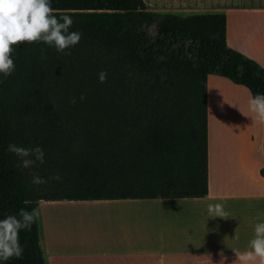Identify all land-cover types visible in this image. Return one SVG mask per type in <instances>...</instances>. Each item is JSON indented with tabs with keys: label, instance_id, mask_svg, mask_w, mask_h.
<instances>
[{
	"label": "trees",
	"instance_id": "16d2710c",
	"mask_svg": "<svg viewBox=\"0 0 264 264\" xmlns=\"http://www.w3.org/2000/svg\"><path fill=\"white\" fill-rule=\"evenodd\" d=\"M51 6L72 17L70 31L82 38L70 55L20 43L15 70L0 74V219L40 200L204 197L207 77L242 87L250 99L264 93V68L226 47L225 15L157 13L143 0ZM9 144L39 146L45 162L19 167ZM19 242L22 258L0 264H44L36 222Z\"/></svg>",
	"mask_w": 264,
	"mask_h": 264
},
{
	"label": "crops",
	"instance_id": "0c3cea01",
	"mask_svg": "<svg viewBox=\"0 0 264 264\" xmlns=\"http://www.w3.org/2000/svg\"><path fill=\"white\" fill-rule=\"evenodd\" d=\"M143 2L149 11L179 17L224 14L226 47L264 68V0ZM245 96L225 79H206L204 197L38 201L44 264H220L222 258L224 264H243L236 252L250 250L255 225L264 222V121L244 123L238 104ZM215 203L224 205L226 219L208 216V205Z\"/></svg>",
	"mask_w": 264,
	"mask_h": 264
},
{
	"label": "clouds",
	"instance_id": "9594fccd",
	"mask_svg": "<svg viewBox=\"0 0 264 264\" xmlns=\"http://www.w3.org/2000/svg\"><path fill=\"white\" fill-rule=\"evenodd\" d=\"M73 23L70 15L58 17L55 14L51 0H0V74L7 77L15 70L12 53L20 43H43L54 47L58 53L70 55V52L65 50L74 47L82 38V32L70 31ZM98 79L101 83L106 82L107 72L100 71ZM83 99L81 96V100ZM72 103H75V100ZM249 107L261 121H264V93L252 96ZM7 150L20 159L21 163L18 166L22 168L32 167L37 162L41 164L45 162V153L39 146L25 148L9 144ZM60 179L58 174L49 177L48 180L34 176L31 182L40 185ZM207 213L211 218L226 219L229 215L222 203L209 204ZM38 217L37 209L28 211L21 208L18 214L0 219V261L22 258L24 248L19 242V233L21 230L30 231ZM254 232V238L249 242L250 250L245 253L236 252L238 260L243 264L257 259L259 264H264V222L257 223ZM221 256L223 257V253ZM220 264H224L223 258Z\"/></svg>",
	"mask_w": 264,
	"mask_h": 264
},
{
	"label": "rangeland",
	"instance_id": "374dc122",
	"mask_svg": "<svg viewBox=\"0 0 264 264\" xmlns=\"http://www.w3.org/2000/svg\"><path fill=\"white\" fill-rule=\"evenodd\" d=\"M221 1V0H219ZM264 5V4H263ZM238 89L242 90L246 96L242 97L241 101L238 104L239 112L241 113V117H243L244 123L247 124L249 127L255 126L256 123L258 122V116L255 112L250 110L249 104L245 103V100L249 103L250 99H245L249 98L247 95V91L243 89L242 87L237 86ZM230 102L231 99L226 98L224 101V104L228 109H230ZM232 105V104H231Z\"/></svg>",
	"mask_w": 264,
	"mask_h": 264
}]
</instances>
